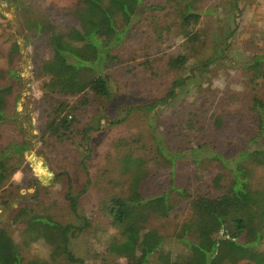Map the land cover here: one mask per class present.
<instances>
[{
    "label": "rangeland",
    "instance_id": "rangeland-1",
    "mask_svg": "<svg viewBox=\"0 0 264 264\" xmlns=\"http://www.w3.org/2000/svg\"><path fill=\"white\" fill-rule=\"evenodd\" d=\"M77 1L21 0L15 7L10 0H0V86L12 84L15 90L18 89V93L13 92L9 97L7 112L10 118L0 126V150L11 143L27 147L24 154L14 160L18 170L0 190V264H75L64 261L62 248H56L28 231L27 221L32 215L24 212L26 209L32 214L50 215L55 221L77 227L70 240L73 256L80 261L77 264H128L120 251L134 252L139 241L153 252L151 264H162L159 260L162 250L170 254L173 264H178L190 253L177 237L191 217L188 201H183L172 191L169 216L153 217L149 229L128 238L114 226L106 209L114 197H125L128 193L130 177L123 171L122 159L129 154L143 157L148 162L150 176L141 184L145 197L165 192L171 181L176 187L193 192L198 189L201 195L217 197L231 182L230 172L211 154L189 151L204 144L205 140L184 141L178 137L176 115L180 106L176 101L150 113L125 112L127 106L152 103L160 93L169 90L174 80L175 76L164 80L149 76L145 81L144 68L140 64L147 57L157 65L159 58L169 55L194 56V52L183 45L186 39L177 35L178 28L174 26L177 0H145L144 7L149 9L135 19L141 18V24L131 25L135 29L116 52L122 63L114 65L110 71L113 77L110 83L116 92L110 106L104 98L92 94L51 98L47 88L49 77L41 72L42 61L50 58L51 50L46 38L36 34V26L26 27L27 20H39L40 16L46 15L56 32L66 34L74 22L70 14ZM199 5L212 12V15L204 16L196 28L211 44L200 59L214 56L213 44L217 38L227 36L229 31L233 37L229 50H224L219 57L222 59L203 79L191 85L187 100L189 104L197 102L196 106L204 98L213 101L216 114L224 115L223 127L215 132L213 151L236 153L247 141L246 133L240 130L247 128L252 134L256 122L250 119L238 130L243 108L232 106L226 97L236 93L247 102L252 91H260L259 96L264 97V89L258 86L264 81L250 85L253 67L247 65L253 56L264 55V0H202ZM153 7L158 9L152 10ZM117 20L118 27H122L123 21ZM31 32L37 38H32ZM16 43L20 45L18 51H15ZM9 70L16 71V76ZM203 91L206 93L199 97ZM58 101H67L74 107L73 114L77 118L63 139L45 133L46 125L54 118ZM114 118L124 119V122L112 125ZM89 124L98 128L89 131V140L84 141L82 131ZM154 135L168 142L172 154L183 153L184 158L174 164L173 170L170 164L164 167L155 161L149 162L157 156ZM86 149L91 150V157L84 166L82 157ZM45 168L51 176L42 173ZM254 170L248 184L252 190L264 191V165ZM67 192L77 200V213L87 222L72 213ZM151 229L164 236L163 243L152 235ZM208 237L213 242L221 235L211 232ZM258 250L264 252V244ZM240 264L252 263L242 261Z\"/></svg>",
    "mask_w": 264,
    "mask_h": 264
},
{
    "label": "trees",
    "instance_id": "trees-1",
    "mask_svg": "<svg viewBox=\"0 0 264 264\" xmlns=\"http://www.w3.org/2000/svg\"><path fill=\"white\" fill-rule=\"evenodd\" d=\"M20 1L10 0V4L18 7ZM184 1H186L184 4L180 0L176 1L178 8L174 10V14L177 22L174 26L178 28L177 35L186 39L183 45L193 51L194 56L169 55L159 58L157 65H154L155 61L150 62V57H147L146 61L140 64L144 68L142 74L145 81L149 76L162 80L175 76L174 80L169 90L160 93L152 103L140 107L127 106L125 112L139 110L150 113L176 101L180 106L176 115L178 137L183 138L184 141L205 140L204 144L189 151L194 154H211L230 172L231 182L229 187L217 197L201 195L198 189L193 192L188 188L176 187L172 181L167 184L168 188L165 192L145 197L141 184L150 176L148 162L143 157L129 154L122 159L123 171L130 177L128 193L125 197H114L106 205V209L113 219L114 226L128 238L132 234L149 229L153 217H168L172 209L170 194L172 191L176 192L191 206V217L177 234L178 239L189 248L190 253L185 256L186 258L178 261V264H240L242 261L264 264V252L258 250V247L264 244V191L252 190L248 184L255 167L264 165V97L259 96L260 91L256 93L252 91L249 94L252 97L247 102L236 93L226 97L232 106L243 108L237 129L240 130L243 123L253 119L256 122V130L252 134L250 132L252 130L247 128L240 130L246 133L247 141L236 153L213 151L215 132L223 127L224 115L216 114L214 103L208 98H204L196 106L197 102L189 104L187 97L191 93V85L203 79L204 75L222 59L219 57L224 50H229L233 33L229 31L227 36L217 38V42L213 44L214 56L206 60L200 59L205 48L211 44L208 37H204L196 28L201 19L212 15V12L200 7L199 2L202 0ZM144 3L145 0H78L70 14L74 19L73 25L66 34L56 32L54 24L46 15L40 16L39 20H27L26 27L36 26V34L40 33L46 38L45 42L51 50L50 58L43 60L41 66V72L49 77L47 88L51 98L55 95L74 98L92 94L94 97L104 98L110 106L116 95L115 86L110 83L113 79L110 71L115 67L114 65L118 66L122 63L121 57L116 52L135 27L141 24V18L139 21L135 19L145 15L149 9L144 7ZM118 18L123 21L122 27H118ZM133 23H136L135 27H131ZM30 34L32 38H37L32 32ZM14 47L15 51L20 50L18 43ZM249 60L250 64H247L248 61L246 64L253 67L249 84L259 80L264 81V55L253 56ZM128 72L125 71L126 74ZM9 73L16 76L14 70H9ZM13 86L12 84L0 86V126L10 118L7 112L9 97L13 92L18 93V89L15 90ZM258 86L264 89V84L259 83ZM117 88L120 89L119 86ZM205 93L203 91L198 95L200 97ZM16 99H19L18 96ZM74 110L67 101H58L53 111L54 118L46 125L45 133L57 139L65 138L77 120L73 114ZM122 122L124 119L114 118L111 124ZM97 128H93L91 124L87 125L82 131L84 141L89 140V131H96ZM154 139L157 156L149 162L155 161L159 166L164 167L170 164L173 170L174 164L184 158L183 153L172 154V147L167 141L156 138V135ZM209 140L212 142H208ZM26 148L25 144L11 143L0 150V190L18 170V164L14 163V160L20 158ZM90 157L91 150H84L82 165L86 166V160ZM66 199L72 213L79 219H85L77 213V200L70 192H67ZM24 212L32 215L27 221L30 233L36 234L56 248H62V256L66 263L80 262L75 260L70 247L71 235L77 229L76 226L64 225L55 221L50 215L32 214L29 209ZM22 214L25 213L22 211ZM150 232L160 244L163 243L164 236H161L157 230L151 229ZM211 232L219 233L221 238L212 242L208 237ZM120 253L127 259L128 264H151L153 254L142 241L136 243L134 252L120 251ZM159 260L162 264H173L170 254L165 253L164 250L159 253Z\"/></svg>",
    "mask_w": 264,
    "mask_h": 264
},
{
    "label": "water",
    "instance_id": "water-1",
    "mask_svg": "<svg viewBox=\"0 0 264 264\" xmlns=\"http://www.w3.org/2000/svg\"><path fill=\"white\" fill-rule=\"evenodd\" d=\"M48 169L47 168H45L44 170H43V174L45 173V174H47L48 176H51L52 174L51 173H49L48 171H47Z\"/></svg>",
    "mask_w": 264,
    "mask_h": 264
}]
</instances>
